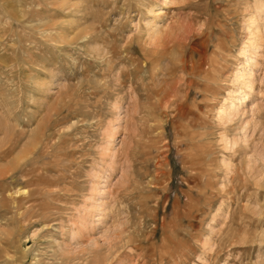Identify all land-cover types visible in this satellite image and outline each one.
I'll return each mask as SVG.
<instances>
[{"label": "rangeland", "instance_id": "374dc122", "mask_svg": "<svg viewBox=\"0 0 264 264\" xmlns=\"http://www.w3.org/2000/svg\"><path fill=\"white\" fill-rule=\"evenodd\" d=\"M0 264H264V0H0Z\"/></svg>", "mask_w": 264, "mask_h": 264}, {"label": "bare ground", "instance_id": "6f19581e", "mask_svg": "<svg viewBox=\"0 0 264 264\" xmlns=\"http://www.w3.org/2000/svg\"><path fill=\"white\" fill-rule=\"evenodd\" d=\"M251 35L252 34L249 31V36H251ZM243 47L244 48L241 51L243 57L246 56L248 53H250L252 55L254 53L253 51L255 49L253 39L252 38L247 39V42L245 43V46H243ZM250 62H251L250 57L249 58L247 57V60L245 62L247 64L246 67L243 66L240 71L236 72V75L234 76L235 80H233V82L235 81V83L237 84L238 87H237L235 92H233V93L229 92L228 98L224 100L225 103L222 105V108L220 111L221 114H223L225 116H228V115L230 116L233 111L238 109V106H240L244 102L245 98L247 97L246 92H247V90H249L251 88L250 80L248 78L249 74L247 73L248 71H250L249 70ZM43 135L44 134L42 132L41 136H42V138H45Z\"/></svg>", "mask_w": 264, "mask_h": 264}]
</instances>
